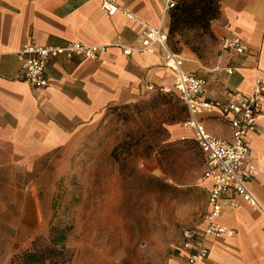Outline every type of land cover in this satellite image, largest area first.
<instances>
[{"label": "crops", "instance_id": "obj_1", "mask_svg": "<svg viewBox=\"0 0 264 264\" xmlns=\"http://www.w3.org/2000/svg\"><path fill=\"white\" fill-rule=\"evenodd\" d=\"M168 1L175 0H117L132 15L127 17L119 10L108 14L100 0H0V209L7 208L17 189H26L25 180L16 187L17 175H31L40 161L77 142L107 106L135 100L148 92V83L172 85L174 71L165 65L158 44L151 51L131 54L119 47L140 46L145 23L167 32ZM219 5L210 34L198 46L180 40L174 51L183 58L184 70L206 78L205 96L224 102L227 90L249 94L255 75H264V0H220ZM225 35L239 36L245 51L222 50L219 41ZM29 40L38 45L77 41L108 47L94 60L50 58L45 67L49 84L33 88L21 77L17 54ZM227 66L233 67L231 72ZM201 118L209 133L230 138L227 116L214 111ZM180 133L175 129L176 136ZM247 141L246 181L264 207V105ZM217 222L234 233L208 237V253L196 264H264L263 215L255 206L230 191ZM203 224L202 218L195 225ZM168 264L188 263L177 248Z\"/></svg>", "mask_w": 264, "mask_h": 264}, {"label": "rangeland", "instance_id": "obj_2", "mask_svg": "<svg viewBox=\"0 0 264 264\" xmlns=\"http://www.w3.org/2000/svg\"><path fill=\"white\" fill-rule=\"evenodd\" d=\"M207 35L182 38L198 46ZM184 116L176 94L148 91L106 108L77 142L17 175L26 189L0 209V264H22L23 253L46 246L55 252L36 264H168L181 229L207 206L203 158ZM51 233L65 237L53 244Z\"/></svg>", "mask_w": 264, "mask_h": 264}, {"label": "built area", "instance_id": "obj_3", "mask_svg": "<svg viewBox=\"0 0 264 264\" xmlns=\"http://www.w3.org/2000/svg\"><path fill=\"white\" fill-rule=\"evenodd\" d=\"M101 8L108 14L117 10L125 16L132 17L129 11L121 7L117 0H100ZM173 5L172 1L165 4L164 10ZM158 44L164 52L165 65L174 71V80L171 86L146 84L147 91L158 90L163 93H174L178 96L186 109V118L182 124L188 136L193 138L199 147L203 158L202 181L207 192V206L203 214L204 224L186 226L181 229L180 238L172 251L177 248L182 252L188 264H196L208 253V237L231 236L234 231L217 222L223 207V200L230 191L255 206L263 215L264 207L250 191L246 181L247 160L250 153L247 135L254 129L255 118L264 105V75H255L252 91L249 94L226 91V101L210 99L206 94V78L183 69V58L170 48L168 35L160 26L144 24L140 46L120 44L125 54L133 51H151ZM222 50H231L236 53L245 51L241 38L237 35H225L220 41ZM106 44H85L77 41H68L64 45H38L33 40L24 42L17 50L20 56L21 77L33 88H43L49 84L45 75L47 61L52 57L71 59L78 56L85 59H97L107 49ZM232 66L225 70L231 72ZM218 111L227 116L231 131L230 138H221L209 133L202 115ZM183 138V136H182ZM253 170V166H248ZM233 206L237 202L232 201Z\"/></svg>", "mask_w": 264, "mask_h": 264}, {"label": "trees", "instance_id": "obj_4", "mask_svg": "<svg viewBox=\"0 0 264 264\" xmlns=\"http://www.w3.org/2000/svg\"><path fill=\"white\" fill-rule=\"evenodd\" d=\"M219 1L220 0L173 1V5L168 9L169 24L167 30L168 42L174 40L171 45V49L177 51L178 47H176L175 44L180 40L183 41L185 44L189 43L190 40H188L187 38H182L186 32H193V34L198 38L204 36L205 34H210L211 20L217 17L220 12ZM153 92L160 95L166 94L158 90H155ZM117 105L119 104H112L107 106L106 108H111ZM183 107L185 110V119L187 113L184 105ZM64 237V233H60L59 235H56V237H54V233H51L50 238L53 244H57L58 242H61ZM54 252L55 249L51 246H46L45 248H43V250L39 252L32 250L27 251L23 253L21 262L22 264H36L37 262H42L47 256Z\"/></svg>", "mask_w": 264, "mask_h": 264}]
</instances>
